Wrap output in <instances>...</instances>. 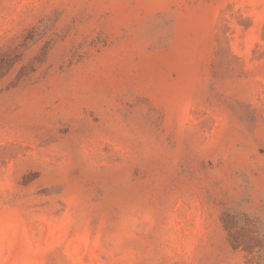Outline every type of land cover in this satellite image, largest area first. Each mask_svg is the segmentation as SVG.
Returning <instances> with one entry per match:
<instances>
[{
	"label": "rangeland",
	"instance_id": "rangeland-1",
	"mask_svg": "<svg viewBox=\"0 0 264 264\" xmlns=\"http://www.w3.org/2000/svg\"><path fill=\"white\" fill-rule=\"evenodd\" d=\"M0 264H264V0H0Z\"/></svg>",
	"mask_w": 264,
	"mask_h": 264
}]
</instances>
